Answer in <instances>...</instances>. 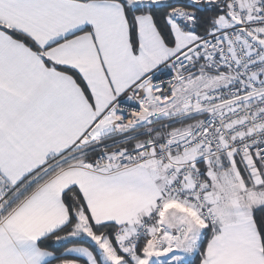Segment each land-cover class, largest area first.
Instances as JSON below:
<instances>
[{"label":"snow or ice","instance_id":"1","mask_svg":"<svg viewBox=\"0 0 264 264\" xmlns=\"http://www.w3.org/2000/svg\"><path fill=\"white\" fill-rule=\"evenodd\" d=\"M0 264H264V0H0Z\"/></svg>","mask_w":264,"mask_h":264}]
</instances>
